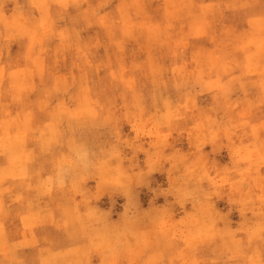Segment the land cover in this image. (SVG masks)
I'll use <instances>...</instances> for the list:
<instances>
[{"label": "rangeland", "instance_id": "374dc122", "mask_svg": "<svg viewBox=\"0 0 264 264\" xmlns=\"http://www.w3.org/2000/svg\"><path fill=\"white\" fill-rule=\"evenodd\" d=\"M120 2L48 0L43 12L33 4L41 0L0 4V33L7 37L0 39V79L5 90L0 106V167L5 169L0 177V243L17 260H43L74 246L58 236L62 223L48 203L54 190L50 162L68 153L69 139L76 145L77 171L86 166L94 170L115 148L119 155L110 163L125 169L134 166L143 175L146 186L139 189V202L144 208L153 196L159 205L174 199L167 192L170 176L177 178V185L202 196L215 191L203 176L205 170L215 176L225 167H247L245 161L233 162L229 147L219 146L230 143L222 133L212 138L207 118L221 123L238 119L226 110L219 93L227 85L224 69L231 57L247 64L251 43L244 28L248 25L233 23L232 9L215 8L218 0H124L131 5L130 19L116 11ZM102 3L104 7L94 14L90 5ZM232 32L239 35L229 45L225 36ZM248 90L249 98L257 93L255 87ZM243 99L235 84L230 100ZM103 100L110 103L115 119L90 118L74 132L68 121L57 123L60 117H78L82 111L94 113ZM132 112L147 121L139 133L128 115ZM259 117L260 113L253 114L254 120ZM154 124L159 127L153 129ZM58 129L63 136L55 145ZM249 139L239 133L232 137L236 144H247ZM50 147L51 153H42ZM228 176L241 179L239 171ZM244 179L246 185L251 182L247 174ZM95 185V179H89L84 187L95 192ZM112 200L122 211V196L104 194L93 204L107 210ZM212 202L215 212L227 215L237 227V207L227 197L213 196ZM185 207L191 210L192 202ZM118 219L119 212L112 216L113 221ZM160 227L167 231L165 222ZM165 239L176 241L177 257L190 242L175 231ZM214 242L219 241L209 232L196 243L197 254H209L208 246ZM7 258L0 254V259ZM90 259L99 264L101 257L92 252Z\"/></svg>", "mask_w": 264, "mask_h": 264}, {"label": "clouds", "instance_id": "9594fccd", "mask_svg": "<svg viewBox=\"0 0 264 264\" xmlns=\"http://www.w3.org/2000/svg\"><path fill=\"white\" fill-rule=\"evenodd\" d=\"M33 4L43 12L48 0H41L39 5ZM102 7L103 3L90 5L94 14H98ZM130 7L131 5L121 0L116 5V11L122 18L130 19L127 12ZM180 7L187 6L181 4ZM214 7L220 10L232 9L235 13L233 23L248 25L244 28V36L250 41L251 47L247 49V64L231 57L224 69V74L228 75L227 85L219 93L226 110L233 111L238 119L221 123L208 117L207 126L213 139L220 138L222 133L230 141L228 145L219 146L232 150L233 162L239 164L245 161L247 167H225L217 170L215 176H208L205 170L203 176L208 177L215 186V191L203 193L202 196L196 190L190 191L186 186L177 185V178L170 176L167 192L174 199L159 205L155 203L156 196H153L150 206L144 208L139 202V189L146 186L143 175L134 166L125 169L120 163H110L119 155L115 148L105 160L93 166L94 170L89 171L86 166L77 171L74 159L78 153L73 140L69 139L68 153L54 157L50 162L54 190L48 203L62 223V231L58 236L64 241H71L74 246L67 253L50 255L43 260L26 261L17 260L15 254L10 255L0 243V254L8 257L0 259V264H92V252L99 253V264H264V174H260V168H264V0H218ZM253 17L256 20L250 23ZM2 18L0 14V19ZM238 35L232 32L225 36V40L231 45ZM0 39L7 37L0 33ZM2 54L3 45H0V55ZM237 68L241 69L239 74H231ZM250 77L255 79H249ZM2 84L3 80L0 79V106H3L5 97ZM235 84H239L243 91V100H230ZM249 86L257 89L253 98H249ZM254 113H260L256 120L253 119ZM128 115L136 121L133 127L138 133L143 131L147 121L141 120L136 112ZM99 116L115 119L116 113L111 110L110 103L103 100L95 105L94 113L82 111L78 117H60L57 123L68 121L74 132L85 120ZM158 127V124L153 125V129ZM151 133L152 129H149V134ZM238 133L242 138H250L249 143L236 144L232 137ZM62 136V130L58 129L55 145L61 142ZM52 149L50 147L42 153H51ZM253 169L255 175L252 174ZM193 170L189 169L190 172ZM4 171L0 167V177ZM231 171H239L241 179H229L228 173ZM246 174L251 178L247 185L244 179ZM89 179L96 181L95 192H89L84 187ZM225 187L226 190L222 192ZM104 194H108L110 198L124 197L125 202L121 206L123 210L117 208L116 200H112V205L107 210L93 204V201H99ZM32 195V192L27 193L28 197ZM213 196L227 197L237 207L240 214L237 227H232L233 222L227 215L220 216L215 212ZM189 202H192L191 210L185 207ZM91 209L95 211L92 212ZM117 212L119 219L113 221L112 216ZM162 222L167 224L166 232L160 227ZM174 231L183 233L190 241L181 249L180 257L175 254L176 241L165 239ZM209 232L219 242L208 246L209 254L198 255L196 243L206 239ZM44 242L47 243V240Z\"/></svg>", "mask_w": 264, "mask_h": 264}, {"label": "bare ground", "instance_id": "6f19581e", "mask_svg": "<svg viewBox=\"0 0 264 264\" xmlns=\"http://www.w3.org/2000/svg\"><path fill=\"white\" fill-rule=\"evenodd\" d=\"M14 165V164H13ZM2 179V178H1ZM2 195V194H1ZM3 209V208H2Z\"/></svg>", "mask_w": 264, "mask_h": 264}]
</instances>
